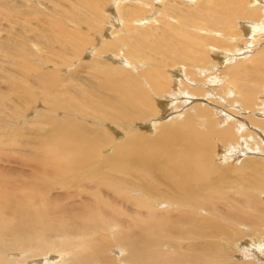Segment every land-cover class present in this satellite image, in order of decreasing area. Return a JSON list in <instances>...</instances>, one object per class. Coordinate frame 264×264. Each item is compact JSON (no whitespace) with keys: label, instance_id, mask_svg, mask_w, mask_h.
Wrapping results in <instances>:
<instances>
[{"label":"bare ground","instance_id":"bare-ground-1","mask_svg":"<svg viewBox=\"0 0 264 264\" xmlns=\"http://www.w3.org/2000/svg\"><path fill=\"white\" fill-rule=\"evenodd\" d=\"M19 2L0 0L22 23L0 40V264H264V45L243 40L264 0Z\"/></svg>","mask_w":264,"mask_h":264},{"label":"rangeland","instance_id":"rangeland-1","mask_svg":"<svg viewBox=\"0 0 264 264\" xmlns=\"http://www.w3.org/2000/svg\"><path fill=\"white\" fill-rule=\"evenodd\" d=\"M20 2H19V6H21V8H22V10L21 11H25V12H32V11H34L35 9L37 10V11H39V6L38 5H42V4H44V2H46V0H19ZM24 1H28L29 3L27 4V5H24L23 7H22V5L20 4L21 2H24ZM31 5L33 6L32 7V9H31ZM251 6V5H250ZM263 7H264V5H262ZM48 8H50V9H52V5L50 6L49 5V7ZM157 8H159V6L157 5ZM40 9H41V11H48V12H50L49 10H46L43 6H40ZM27 10V11H26ZM26 14V13H25ZM109 15V14H108ZM1 16V15H0ZM31 21L33 20V19H30ZM37 21L36 20H33L32 22H30L31 24H29V25H33L32 23H36ZM13 25V26H12ZM22 25V23L21 22H18V20H16V21H14V23H10V22H6V21H3V20H1L0 19V40H3V39H8V40H11V41H13V42H17L18 40H17V38L16 37H14L13 35L14 34H16V33H18V28L20 27ZM112 25H113V22H108V23H106V25L104 26V28H108V30L106 31V33H108V34H110V32H111V27H112ZM101 26H103V25H100V26H95V27H97L99 30H100V28H101ZM70 28H71V30H72V32L75 30V27L73 26V25H70L69 26ZM258 27H259V29L258 30H254V31H247V32H245V33H248L249 32V34H246L245 36H243V40L245 41V46H246V48H245V52H247V51H251L252 50V54L253 53H255V51L256 50H258V49H260L261 47L260 46H262V45H264V42L263 43H261V44H258V40H260V39H264V29H263V27H264V19L262 18L260 21H259V23H258ZM16 28V29H15ZM82 33L84 34L85 32H84V29H83V31H82ZM191 33H193V32H191ZM10 37H9V36ZM30 37H31V35H30ZM95 39V36L93 35L92 37H91V42H92V40H94ZM29 40H30V38H29ZM28 47L29 48H32V46H31V44H30V42L28 43ZM89 48V46L88 45H86L85 47H83L80 51H79V54H78V60H79V58H80V62L82 63V65H78L77 66V71H78V73H80L81 75H85L84 73H82V69H83V67L85 66L84 64H86V63H88V62H90L91 60H92V58L90 57V56H85V54H84V52L87 50ZM92 49V48H91ZM240 55V54H239ZM1 57V56H0ZM1 60H0V65L3 67V66H9V65H7V63H9L8 62V59H6V58H0ZM15 61H20V62H22V59H20V58H18V59H16ZM7 62V63H6ZM220 62H218V64H219ZM228 63H222V64H220V65H218L217 67H216V70L214 69L213 70V72H216L218 69L220 70V71H222V68L220 67V66H226ZM216 65V64H215ZM28 66V65H27ZM69 69H74V68H69ZM31 77H34L35 75H33V74H31L30 75ZM0 77L1 78H6L7 76H6V74L5 73H3V72H1L0 71ZM213 78V80L214 81H212V89H215V84H216V78H214V77H212ZM180 81V83H181V80H179ZM0 86H3L1 83H0ZM1 88V87H0ZM3 88V87H2ZM1 88V89H2ZM3 90V89H2ZM263 91H264V87H263ZM238 105H234V106H232L231 105V107H232V109H230V110H232V111H236L237 112V110H239L238 108H240V107H237ZM234 108V109H233ZM187 109V108H186ZM185 109V110H186ZM229 110V111H230ZM235 116H241V114L240 113H235L234 114Z\"/></svg>","mask_w":264,"mask_h":264}]
</instances>
